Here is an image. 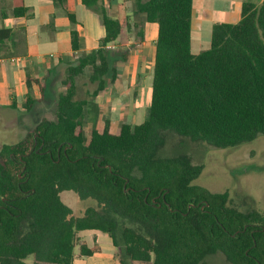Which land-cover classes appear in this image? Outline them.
<instances>
[{"label":"trees","instance_id":"1","mask_svg":"<svg viewBox=\"0 0 264 264\" xmlns=\"http://www.w3.org/2000/svg\"><path fill=\"white\" fill-rule=\"evenodd\" d=\"M81 4L99 16L105 37L67 66L55 119L0 146V264H73L76 247L83 256L99 251L80 242L86 231L107 235L121 264H205L218 252L230 264H264V212H242L227 192L194 184L203 166L189 157L158 156L161 131L216 149L264 136V0L245 1L238 23L215 25L210 47L197 55L193 0H133L130 13L123 3L114 12L100 0ZM27 11L14 8L13 16ZM144 23L158 27L147 119H105L86 137L78 78L89 69L92 97L113 84L117 63L130 55L127 36ZM11 34L0 28V44ZM71 36L77 52L78 33ZM34 103L28 96L25 110ZM63 192L94 206L75 215Z\"/></svg>","mask_w":264,"mask_h":264},{"label":"crops","instance_id":"2","mask_svg":"<svg viewBox=\"0 0 264 264\" xmlns=\"http://www.w3.org/2000/svg\"><path fill=\"white\" fill-rule=\"evenodd\" d=\"M6 1L7 6L11 7L10 14L4 15L0 11V28L10 29L12 34L10 39L0 44V110L18 111L14 117L20 119L28 113L25 103L30 96L35 101L31 111L40 110L43 119L53 121V114L46 109V104L48 101L56 103L59 94L64 92L61 82L67 66L76 62L82 53L96 50L99 41L105 37V29L99 16L84 7L81 0H65L63 6L44 0ZM100 1L110 7L112 12L122 3L127 12L132 11L133 0ZM245 1L259 4L262 0H193L191 53L197 55L210 47L215 25L238 23ZM17 7H25L28 11L22 17H15L13 10ZM67 12L74 15L75 24L69 21ZM157 30L155 23L139 24L138 30H132L127 36L130 50L128 61L117 63L120 71L118 79L101 91L96 96L97 100L120 97L128 101L135 100L139 89L152 77ZM72 31H76L79 36L77 52L72 50ZM140 31L142 39L138 36ZM86 72L89 74V69ZM127 78L139 81H127ZM131 114L134 115L135 110ZM16 126L21 127L19 122L4 123V128L8 130H15ZM101 126L100 123L98 128ZM81 234L83 238L80 242H86L90 247L97 245L99 251L83 256L76 247L73 264H121L118 249L107 235L86 231L80 233L79 237Z\"/></svg>","mask_w":264,"mask_h":264},{"label":"rangeland","instance_id":"3","mask_svg":"<svg viewBox=\"0 0 264 264\" xmlns=\"http://www.w3.org/2000/svg\"><path fill=\"white\" fill-rule=\"evenodd\" d=\"M196 2L198 0H195ZM6 0H0V11L4 15L10 14V6ZM88 72L77 80L78 95L86 99L85 108V136L89 137L90 129L98 127L105 119L117 118L121 122L129 121L133 125L141 124L148 117L151 82L140 88L134 101L123 98L97 100L88 96L95 89L87 81ZM65 75L63 76L64 79ZM127 81H139L127 78ZM144 81V79H141ZM112 85V84H110ZM54 102L48 101L46 106L55 119L56 109ZM39 106V105H38ZM39 109V108H38ZM135 110L132 115L131 111ZM18 111L0 110V146L19 142L29 131L43 119L40 110H30L23 117L17 118ZM13 115V116H12ZM20 123V128L8 130L4 123ZM120 122V123H121ZM17 125V124H16ZM164 144L158 151V156L171 158L178 155L189 157L194 164L203 166L200 177L194 184L204 187L211 192H227L229 203L232 207L242 212H264V136L259 135L251 142H245L227 149H216L206 143L190 137H182L172 131H161ZM63 202L68 205L75 215L82 214L89 206H94L91 201H81L72 192H63ZM83 234L80 235V239ZM205 264H230L226 257L218 252L207 256Z\"/></svg>","mask_w":264,"mask_h":264},{"label":"water","instance_id":"4","mask_svg":"<svg viewBox=\"0 0 264 264\" xmlns=\"http://www.w3.org/2000/svg\"><path fill=\"white\" fill-rule=\"evenodd\" d=\"M37 135H35V137H36Z\"/></svg>","mask_w":264,"mask_h":264}]
</instances>
